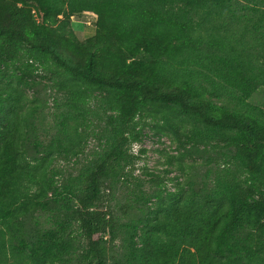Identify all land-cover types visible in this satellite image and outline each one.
Segmentation results:
<instances>
[{
	"label": "trees",
	"instance_id": "trees-1",
	"mask_svg": "<svg viewBox=\"0 0 264 264\" xmlns=\"http://www.w3.org/2000/svg\"><path fill=\"white\" fill-rule=\"evenodd\" d=\"M75 14L95 18L85 41ZM24 49L62 109L29 138L32 64L0 80V264H264V0H0V61ZM150 124L228 161L199 186L127 187Z\"/></svg>",
	"mask_w": 264,
	"mask_h": 264
},
{
	"label": "rangeland",
	"instance_id": "rangeland-1",
	"mask_svg": "<svg viewBox=\"0 0 264 264\" xmlns=\"http://www.w3.org/2000/svg\"><path fill=\"white\" fill-rule=\"evenodd\" d=\"M59 19H62L61 15ZM70 21L78 25L74 31L79 40L85 41L93 36L95 31L94 17L88 14H75L70 18ZM28 53L24 49L15 60L0 61V80L7 82L17 78L21 74L19 67L23 63L32 64L29 69V77L33 81L31 86L24 89L27 95V105L31 106V109L28 110L30 117L27 123V131L29 138L35 137L45 144L50 139L49 132L47 133L46 130L50 128L49 124L54 121V113H58L62 109L61 93L55 89L59 77L52 63L48 62L50 64H47L44 59L31 58ZM31 123L34 126V133L30 128ZM143 133L142 141L134 143L130 148V152L137 157L134 165L129 168L131 176L124 183L127 187L135 188L133 182L136 180L145 181L143 190L147 192L158 187L174 191L179 185L185 186L188 182H193L199 186L203 184L202 180L207 179L208 171L209 177L214 169L218 166L223 167L225 161H228V159L222 158L218 145L214 148L199 147L197 151L196 147L192 148V141L181 132L175 134L168 129H160L155 124H150L145 126ZM96 143L95 140L88 137V143L85 145V148H88L86 152ZM84 158L80 156L78 160L83 161ZM64 162L61 160L60 165ZM74 162L75 158H72L69 164H65L64 168L61 165L64 174L58 177V184L66 182L67 170L72 167ZM125 190L126 186L116 191L112 205L115 202L118 203V206L124 203ZM120 246L121 239L118 237L113 242V249L117 256H121Z\"/></svg>",
	"mask_w": 264,
	"mask_h": 264
},
{
	"label": "built area",
	"instance_id": "built-area-1",
	"mask_svg": "<svg viewBox=\"0 0 264 264\" xmlns=\"http://www.w3.org/2000/svg\"><path fill=\"white\" fill-rule=\"evenodd\" d=\"M33 13H34V10H33ZM36 16V15H35ZM37 17V16H36ZM37 19V18H36ZM38 20V19H37Z\"/></svg>",
	"mask_w": 264,
	"mask_h": 264
}]
</instances>
